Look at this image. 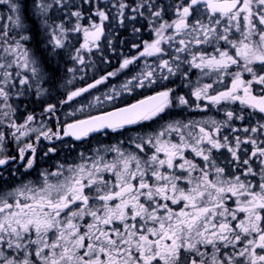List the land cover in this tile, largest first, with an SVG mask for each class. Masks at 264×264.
Here are the masks:
<instances>
[{
    "label": "snow or ice",
    "instance_id": "obj_1",
    "mask_svg": "<svg viewBox=\"0 0 264 264\" xmlns=\"http://www.w3.org/2000/svg\"><path fill=\"white\" fill-rule=\"evenodd\" d=\"M129 26L135 54L60 101L143 60L109 107L93 111L96 96L54 130L49 103L35 126L27 104L49 95L59 59L88 67ZM136 89L153 94L113 103ZM95 134L122 139L27 178L57 141ZM0 264H264V0H0Z\"/></svg>",
    "mask_w": 264,
    "mask_h": 264
},
{
    "label": "rangeland",
    "instance_id": "obj_2",
    "mask_svg": "<svg viewBox=\"0 0 264 264\" xmlns=\"http://www.w3.org/2000/svg\"><path fill=\"white\" fill-rule=\"evenodd\" d=\"M138 25V24H137ZM119 32H121V34H124L126 36H130V39L133 40L134 37L132 36V33H130V29L129 27L127 29H124V31H122L121 29L119 30ZM73 43L77 44L78 46V42L76 40H73ZM101 47L103 49V52H107V54H110L108 51H110L108 49V47L106 46V44L104 43V40L102 38L101 40ZM95 50V49H94ZM134 51V50H133ZM101 52L98 51H93L92 54H85V62L88 65V67H82L79 65H74L73 62L70 66V68L72 67H76L78 70L75 73V79H73V81L76 83V80L81 82V77H83V80L86 81L84 85L82 86H86V84L88 83H93L98 76V61H97V56L98 55H103ZM118 55L123 54L122 51H120V49L117 52ZM127 56V55H126ZM63 58V63L67 60L66 57H62ZM149 62L151 61V58H148ZM144 61L142 60L140 62L139 65H132V74L130 73V70H124L123 73L119 74V76H117L116 80L113 83H108L105 85H98L97 90L91 91V94L85 93L83 97H78L77 101H79V103H74L72 105V107H69L68 105H64L63 109L60 113L61 116V120L63 121L65 119V114L68 112H71L74 108H78L81 106V104L83 105H87L88 103H92L93 105H96V101H95V97L99 96L101 98V101H104V95L105 94H110L111 90L113 88L119 90L120 86L127 80L130 79L131 76L135 75L136 72H138L140 70L141 67H143ZM94 77V78H91ZM99 77V76H98ZM72 79V74L68 73L65 69V75L63 78V81L61 82L60 88L65 90V89H69V87H73L74 84L72 83L71 85H67L66 81ZM82 80V81H83ZM172 87H175L176 85H170ZM47 87V86H46ZM96 89V88H95ZM141 89H136L133 93H136L138 91H140ZM50 94V93H49ZM130 93L124 92L122 93L117 100H115L113 103L115 105L118 104V102H122L124 100H127L129 97ZM24 106V105H22ZM20 108V114L21 116L23 114H25L23 112V108ZM109 107V104L107 101H104L103 105H96V109L95 110H103L104 108ZM176 118V117H175ZM35 126H40V120L39 117L37 119L36 125ZM137 131H141L140 129H136ZM88 142L87 143H81V142H77V141H73L67 138H64V143L61 142H56L57 143V149L58 152L56 154H54L52 156L51 159L48 158H43L41 159V161L38 163L36 170L32 172L31 176L27 177L28 179H36L38 173L40 170L44 169V168H50L52 166H54L57 162H61V163H72L75 162V158L77 157L79 152H88L90 149L94 148L97 146V141L98 140H93L91 137L87 138ZM121 139V138H120ZM117 140V138H114L112 136L111 138V143H115ZM99 141H103V143L105 144H109L108 142H104V140H99ZM48 143L42 144L41 146H39V154L43 157V152L47 150V146ZM5 175V174H4Z\"/></svg>",
    "mask_w": 264,
    "mask_h": 264
},
{
    "label": "flooded vegetation",
    "instance_id": "obj_3",
    "mask_svg": "<svg viewBox=\"0 0 264 264\" xmlns=\"http://www.w3.org/2000/svg\"><path fill=\"white\" fill-rule=\"evenodd\" d=\"M129 29H130V33H131V27L130 26H129ZM121 30L124 31L123 28H121ZM120 34H121V32H120ZM121 39L128 40L129 43H127V44H117L115 51H111L110 50V51H108L110 54H104V52H103L102 53L103 55H101V56L98 55L97 56V61H98L97 65H98V69H99L98 70V76L99 77L97 76L96 78H100V77L106 75L108 72L115 71L117 68H119V64L121 63V61H122V59L124 57H130V56L135 54V50L133 51V49L131 48V41L132 40L130 39V36H126L124 34H121ZM121 45L124 46L123 50L120 49V51H122L123 54L118 55L117 52L119 50V46H121ZM126 45H128L129 47H126ZM93 51H95V50H93ZM127 53H128V55H127ZM71 64H72V61H70L68 59L64 63H62V66L64 68V72H63L64 75H65V69L70 68ZM130 73L132 74V65L130 66ZM116 77H110L105 82V84L113 83L117 79ZM63 78H64V76H63ZM91 78H94V77H91ZM192 79H193V81H195V79H196L195 73L193 74ZM62 81H63V79H62ZM85 82L86 81H84V80L83 81L81 80V82L76 80V83L73 81L74 86L72 88L83 87L82 85H84ZM105 84H101V85H105ZM177 84H179V81H177ZM69 89H71V87H69ZM69 89H65V90H63L61 88H59L58 90L52 89V93L54 95L53 99L55 101L53 104H55L57 106V111L55 113V116L52 117V118H55L54 122H56V123H57V119H56L57 117L61 120L60 113H61V111L63 109V106H64V105L60 104V101H62V98L63 99L65 98L66 92ZM97 89H100V88L91 89V91H94V90H97ZM177 91H178V94H187L189 92V89H187V88H178ZM151 94H153L152 89H141L140 91H138L136 93H133V94L130 93V95H129L127 100H124L122 102H118V104L116 106H124L126 104L135 102L137 99H142L145 96H148V95H151ZM187 115H189L187 112H181L180 109H175L173 111V116L176 117V118H181V116H187ZM208 115L215 116L217 119H223V113L222 112L217 113L215 109H213L212 112L208 113ZM244 123H246V122H244ZM236 126L237 127H242L244 125L240 121H237L236 122ZM153 127H156V125H153ZM148 130L149 129L145 128V129H142L141 131H148ZM241 135H243V133H241ZM112 136L114 138H117V139H120V138L122 139V137H119L116 134H110L108 136H101V135L95 134L94 138L93 137H91V138L93 140H102L103 139L104 142L111 143ZM65 138L73 140L72 138H69V137H65ZM77 142H79V141H77ZM42 144H44L43 141L41 142V144L39 146H41Z\"/></svg>",
    "mask_w": 264,
    "mask_h": 264
},
{
    "label": "trees",
    "instance_id": "obj_4",
    "mask_svg": "<svg viewBox=\"0 0 264 264\" xmlns=\"http://www.w3.org/2000/svg\"><path fill=\"white\" fill-rule=\"evenodd\" d=\"M31 2V0H29V3ZM138 27H139V24L137 25ZM145 39H147V34H146V29H145V37H144ZM31 46V45H30ZM124 46L123 45H121V46H119V49H124L123 48ZM126 47H129L128 45H126ZM104 54H107V52L105 53L104 52ZM127 55H128V53H127ZM63 61V58H60L59 59V65H58V67L56 68V73H55V80L52 82V85H51V87H50V94L47 96V97H45L44 98V102L43 103H41V102H39V101H37L36 100V98L35 97H31L30 98V101L31 102H29L28 104H27V110L28 111H33V110H35V112H36V114H37V117H39V114H40V112L42 111V109H43V107H46L47 106V104H53L55 101H54V99H53V93H52V89H55V90H58L59 88H60V85H61V82H62V79H63V76H64V68H63V66H62V62ZM53 66H56V62L55 61H53ZM45 86H47V87H49V85H45ZM62 100H63V98H62ZM22 106V105H21ZM21 108V107H20ZM22 108H23V112L25 113V106H22ZM26 114V113H25ZM55 121V118H51V119H48V120H46V123H47V125L49 126V127H51V128H53L54 130H55V128H56V126H57V123L56 122H54ZM44 142V144L45 143H47L48 141H43ZM57 142H59V141H57ZM9 151L13 154V155H15L16 154V147H15V145L14 144H10L9 145ZM23 171V169H21V172ZM5 174V177H7V173H4ZM17 176H18V174H17Z\"/></svg>",
    "mask_w": 264,
    "mask_h": 264
},
{
    "label": "water",
    "instance_id": "obj_5",
    "mask_svg": "<svg viewBox=\"0 0 264 264\" xmlns=\"http://www.w3.org/2000/svg\"><path fill=\"white\" fill-rule=\"evenodd\" d=\"M143 99V98H142ZM132 103H134V102H132Z\"/></svg>",
    "mask_w": 264,
    "mask_h": 264
}]
</instances>
